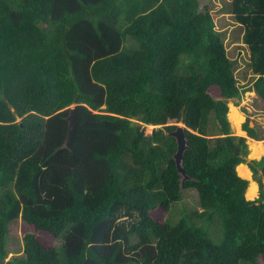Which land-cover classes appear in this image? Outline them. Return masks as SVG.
<instances>
[{"label":"trees","instance_id":"obj_1","mask_svg":"<svg viewBox=\"0 0 264 264\" xmlns=\"http://www.w3.org/2000/svg\"><path fill=\"white\" fill-rule=\"evenodd\" d=\"M210 6L0 0V264H261L264 157L247 162L261 189L248 200L237 171L246 139L231 134L227 113L248 87ZM225 10L264 112V0H227ZM169 122L185 125L183 181ZM143 124L162 127L146 134ZM242 129L264 139L248 120ZM181 189L196 190L201 210L157 219L153 210L167 213ZM19 220L29 229L22 254L7 259Z\"/></svg>","mask_w":264,"mask_h":264},{"label":"rangeland","instance_id":"obj_2","mask_svg":"<svg viewBox=\"0 0 264 264\" xmlns=\"http://www.w3.org/2000/svg\"><path fill=\"white\" fill-rule=\"evenodd\" d=\"M224 1L227 2V0H199V9L203 10L204 6H210L211 4L210 7L214 18L215 27L223 35L222 37L224 46L226 48L229 58L234 60L235 62V77L237 80V84L240 87H248L245 91L241 93L240 99H228L227 106H229V110L227 113L230 123L231 134L235 136H242L246 139L245 142L247 144L248 154L245 157L246 162L243 163V165L247 167L250 174L248 178H242L248 180V188H246L247 191H245V198L248 200H254L259 197L261 189L259 188V182L257 180H254V176L247 162L251 160H260L262 157H264V152L260 155H252L251 144L254 143L253 141L255 139L252 140L250 137L247 136L246 131L242 129V124L246 120H248V124L250 127L258 126L262 129L261 134L264 137V112H261V110L257 109V107L255 106V102L257 101V95L251 86L253 80L257 77V75H254L251 71L249 65V51L247 49V46L242 41L241 30L239 29L237 23L225 10ZM130 44H132V42L129 40L128 45L130 46ZM208 92L215 99L219 98V91L217 87H210L208 89ZM231 106L236 108L237 111L243 116L242 121L238 123L239 128L237 127V125H235L236 122L231 121V113L233 111ZM229 115L231 118L229 117ZM168 124H175L180 126L184 125L181 122H169ZM143 127L145 129V133L150 134L153 129L162 127V125L143 124ZM243 131L244 133H242ZM261 141L263 147L264 139H262ZM259 173H261L260 170ZM259 175L258 177H260ZM260 179H262V177H260ZM181 181H183V178L181 179ZM253 183L256 184V193L252 198H247V193ZM191 210H201L197 192L194 189H181V199L178 202L171 204L170 209L167 211V213H164L160 208H155L152 213L159 220L167 219L173 223L180 218L182 212H190ZM125 218H127L129 222H132L134 220H137L138 217L134 214L133 217H123L121 219ZM28 230L25 228V225L20 220L9 226V232L7 235V248L9 250V254L7 256V259L22 254L23 235ZM38 235L39 238L45 244L60 246V239H54L51 236H47L43 233H40ZM260 259V263L264 264V257ZM240 264L244 263L241 261Z\"/></svg>","mask_w":264,"mask_h":264},{"label":"water","instance_id":"obj_3","mask_svg":"<svg viewBox=\"0 0 264 264\" xmlns=\"http://www.w3.org/2000/svg\"><path fill=\"white\" fill-rule=\"evenodd\" d=\"M67 120H68V126H69V131H68V135H67V139H68V137L70 135V130L74 125V106L70 107L69 115L67 116ZM184 129H185V125H183V126L177 125L176 129L174 131L170 132V135L175 138L176 144H177V149L173 155V158L175 160L177 170L181 174L183 180L188 178V175L186 174L184 168L182 167L183 152L185 149H187ZM190 131H192V130H190Z\"/></svg>","mask_w":264,"mask_h":264},{"label":"bare ground","instance_id":"obj_4","mask_svg":"<svg viewBox=\"0 0 264 264\" xmlns=\"http://www.w3.org/2000/svg\"><path fill=\"white\" fill-rule=\"evenodd\" d=\"M232 110H233L231 113L232 118L230 117V115H229V117L231 118L232 122H236L235 125H237V127L239 128L238 123H240L242 121L243 116L237 111L236 108L232 107ZM242 133H244V131ZM253 142L254 143L251 144L252 155H260L261 153H263L264 149L262 147V141L254 140ZM237 171L241 177H247V178L249 177L250 173H249V171L245 165H243V164L238 165ZM255 193H256V184L253 183L252 186L250 187L248 193H247V198H252L255 195Z\"/></svg>","mask_w":264,"mask_h":264},{"label":"crops","instance_id":"obj_5","mask_svg":"<svg viewBox=\"0 0 264 264\" xmlns=\"http://www.w3.org/2000/svg\"><path fill=\"white\" fill-rule=\"evenodd\" d=\"M252 139V138H251ZM254 140V139H253ZM263 148H264V145H263ZM241 164H243V163H241Z\"/></svg>","mask_w":264,"mask_h":264}]
</instances>
